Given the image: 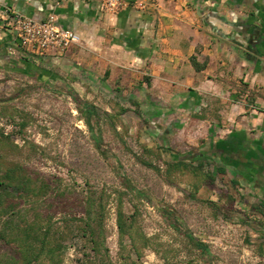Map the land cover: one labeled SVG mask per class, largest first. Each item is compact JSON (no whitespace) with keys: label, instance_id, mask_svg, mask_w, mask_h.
Instances as JSON below:
<instances>
[{"label":"rangeland","instance_id":"1","mask_svg":"<svg viewBox=\"0 0 264 264\" xmlns=\"http://www.w3.org/2000/svg\"><path fill=\"white\" fill-rule=\"evenodd\" d=\"M83 88L0 77V195L16 205L0 219V264L40 250L31 264H264L262 223L211 178L212 159L165 138L128 93Z\"/></svg>","mask_w":264,"mask_h":264},{"label":"crops","instance_id":"2","mask_svg":"<svg viewBox=\"0 0 264 264\" xmlns=\"http://www.w3.org/2000/svg\"><path fill=\"white\" fill-rule=\"evenodd\" d=\"M144 1L152 7L110 16L84 0H0V77L128 93L165 138L189 142L237 183L264 233V0ZM5 7L34 20L54 14L80 41L34 56Z\"/></svg>","mask_w":264,"mask_h":264},{"label":"built area","instance_id":"3","mask_svg":"<svg viewBox=\"0 0 264 264\" xmlns=\"http://www.w3.org/2000/svg\"><path fill=\"white\" fill-rule=\"evenodd\" d=\"M84 1L95 2L101 13L110 16L117 14L129 5L138 10H144L153 5V2L144 0H134L131 3L126 0ZM3 13L10 18V28L18 44L34 56L42 57L50 53L63 54L80 41L78 33L61 27L54 14H48L41 20H34L16 12L13 8L5 7Z\"/></svg>","mask_w":264,"mask_h":264},{"label":"trees","instance_id":"4","mask_svg":"<svg viewBox=\"0 0 264 264\" xmlns=\"http://www.w3.org/2000/svg\"><path fill=\"white\" fill-rule=\"evenodd\" d=\"M74 101L77 103V105H81L82 103L74 98ZM87 109V112L90 113V112H95L94 108L92 109L91 107H86ZM195 155V154H194ZM196 156V155H195ZM212 169H213V166H212ZM211 169V171H212ZM215 177H218L224 185H231V186H237V183L234 182V181H230L228 180L226 177H225V174H224V171L220 168H217L215 167L214 170H213V173L211 175V178H215ZM211 179V180H212ZM18 185H20L19 187V190H21L20 192L23 193L22 191L24 190V188H27V184L21 180V182L18 183ZM25 191V190H24ZM3 196L4 195H0V219L3 218L4 216H6L8 214V210L12 211L16 205L13 203V201L11 200L10 202H8L7 204H5V202H3ZM157 209L162 213V215H164L166 218L167 216H169V214L171 213V210H169V208L167 206H157ZM170 212V213H169ZM19 229H20V235L21 237L19 238H16V239H19L21 240L22 243H26V238L25 237H28V235L30 236V231L32 232L33 228L31 225H24L22 224L21 226H19ZM87 230L91 233V235H93V229L90 228L89 226H87ZM4 232H0V237L3 238V235ZM32 235V234H31ZM25 236V237H24ZM188 240L190 241V243L197 249L199 250L200 252L202 253H206L207 252V246L202 243L201 241L197 240L196 238H194L193 236L191 235H188L187 236ZM45 240V239H44ZM44 240L41 241L42 244H44ZM27 246V245H26ZM42 249V248H40ZM42 253V250H40V254L37 253L36 255H31L29 258H26L25 260V263L26 264H31V262L34 260V259H37Z\"/></svg>","mask_w":264,"mask_h":264}]
</instances>
